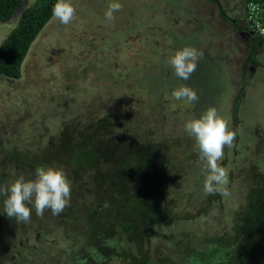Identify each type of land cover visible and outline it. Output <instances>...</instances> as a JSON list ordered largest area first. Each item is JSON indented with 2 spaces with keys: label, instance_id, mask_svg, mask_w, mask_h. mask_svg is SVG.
<instances>
[{
  "label": "rangeland",
  "instance_id": "rangeland-1",
  "mask_svg": "<svg viewBox=\"0 0 264 264\" xmlns=\"http://www.w3.org/2000/svg\"><path fill=\"white\" fill-rule=\"evenodd\" d=\"M34 1L24 0L23 8L0 23V46ZM245 1L71 0L76 18L67 26L54 18L48 22L22 64L21 78L0 75V149L5 147L8 156L23 153L26 169H31V154L56 140L53 134L64 126L88 132L105 120L115 134L138 141L168 136L163 150L176 166L160 198L171 226L155 225L151 248L182 257L179 261L191 256L209 264L201 253L209 240L233 233L231 220L241 208L233 194L239 185L251 186L254 168H264V36L255 33L258 47L253 61H248L252 42L238 30L245 24ZM111 2L122 8L108 22L104 13ZM184 46L203 52L187 81L178 79L167 64V58ZM181 84L193 88L199 100H176L172 92ZM209 106L218 110L230 131L238 132L220 161L228 173L229 195L202 193V164L193 138L183 130L185 121ZM53 148L49 145L46 152L51 154ZM14 162L8 158L3 164L0 159L4 182L5 170L17 171ZM49 165L67 172L57 162ZM68 209L59 215L65 218ZM57 217L45 210L43 216L34 212L29 223H14L10 226L14 242L34 250L53 244L60 238ZM33 258L38 261L39 253Z\"/></svg>",
  "mask_w": 264,
  "mask_h": 264
},
{
  "label": "trees",
  "instance_id": "trees-1",
  "mask_svg": "<svg viewBox=\"0 0 264 264\" xmlns=\"http://www.w3.org/2000/svg\"><path fill=\"white\" fill-rule=\"evenodd\" d=\"M253 1L261 4L264 18V0ZM55 2L35 0L20 13L17 25L0 46L1 76L21 77V67L32 44L53 18ZM23 5L24 0H0V23L8 22ZM245 17L244 12L243 21ZM238 30L244 31L252 42L248 57L251 61L258 46L256 34L248 28L247 34L240 26ZM258 127L263 128L257 126L256 129ZM87 130L71 126L60 128L53 134V138L57 135L56 140L31 154V169H26L28 163L23 153L11 152L8 156L3 153L5 147L0 149L3 164L8 158L14 162L12 156L17 157L14 162L17 171L12 174L4 171L8 174L6 181L21 173L29 178L36 166L52 162L67 168V177L75 180L71 184V202L65 218L57 217L61 219L57 225L60 238L51 245L41 246L40 250L22 248L14 242L10 226L17 222L4 213V197H0V264H29L27 261L35 264L44 259V264H208L201 263L200 257L197 260L191 256L179 261L182 257L177 259L151 248L155 225L171 226L166 220L167 207L160 198L170 185L168 177L174 174L172 166H176L175 160L163 150L169 143L168 136L150 139L147 143L138 141L136 137L115 134L105 120ZM49 145H54L51 154L46 152ZM42 150L45 153L40 158ZM243 157L240 154V160ZM254 170L256 176L244 168V172H250L253 177L250 183L254 182L248 189L246 184L239 185L233 194L242 209L231 220L232 235L212 237L205 252H201L209 264H264V168ZM30 208L33 215L35 209L32 205ZM182 252L188 253L187 250ZM38 253L37 261L33 257Z\"/></svg>",
  "mask_w": 264,
  "mask_h": 264
},
{
  "label": "clouds",
  "instance_id": "clouds-1",
  "mask_svg": "<svg viewBox=\"0 0 264 264\" xmlns=\"http://www.w3.org/2000/svg\"><path fill=\"white\" fill-rule=\"evenodd\" d=\"M248 1L245 3V13ZM255 3L259 4L257 1ZM121 8L122 5L118 2L109 3L104 13L105 20L114 21L115 13ZM52 16L60 24L67 26L76 18V8L71 0H56L52 7ZM241 28L247 30L246 17ZM202 57L203 52L195 47L184 46L167 58V64L178 79L187 81L196 71ZM172 96L178 101L189 103L199 100L197 92L185 84L175 88ZM183 130L193 138L198 159L202 164V193L205 196L217 193L229 195L225 187L228 184V173L220 161L224 159L225 147L230 149L233 146L235 132L229 130L227 121L214 106L207 107L198 117L185 121ZM71 191L72 185L65 171L52 165L36 166L29 178L21 173L11 181L0 183V197H4L3 211L17 223L31 221L32 208L29 204L34 207L38 216H43L45 210H50L52 215L61 214L70 206Z\"/></svg>",
  "mask_w": 264,
  "mask_h": 264
},
{
  "label": "built area",
  "instance_id": "built-area-1",
  "mask_svg": "<svg viewBox=\"0 0 264 264\" xmlns=\"http://www.w3.org/2000/svg\"><path fill=\"white\" fill-rule=\"evenodd\" d=\"M263 8L255 3L253 0H249L246 6V24L247 28L252 33H257L264 36V18H262Z\"/></svg>",
  "mask_w": 264,
  "mask_h": 264
}]
</instances>
